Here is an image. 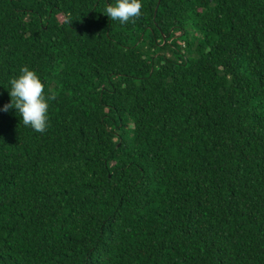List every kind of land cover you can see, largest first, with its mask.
I'll return each mask as SVG.
<instances>
[{"label":"trees","instance_id":"trees-1","mask_svg":"<svg viewBox=\"0 0 264 264\" xmlns=\"http://www.w3.org/2000/svg\"><path fill=\"white\" fill-rule=\"evenodd\" d=\"M0 0V264H264V0Z\"/></svg>","mask_w":264,"mask_h":264},{"label":"clouds","instance_id":"clouds-1","mask_svg":"<svg viewBox=\"0 0 264 264\" xmlns=\"http://www.w3.org/2000/svg\"><path fill=\"white\" fill-rule=\"evenodd\" d=\"M142 0H112L104 9L111 20L127 24L141 16ZM11 100L2 111L14 109L24 126L43 133L49 126V101L54 97L45 93V84L39 75L28 67L10 81Z\"/></svg>","mask_w":264,"mask_h":264}]
</instances>
